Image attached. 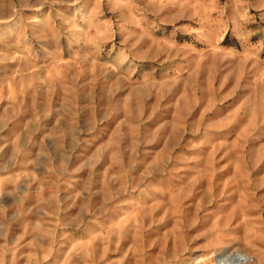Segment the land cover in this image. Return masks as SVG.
I'll return each mask as SVG.
<instances>
[{
  "label": "rangeland",
  "instance_id": "obj_1",
  "mask_svg": "<svg viewBox=\"0 0 264 264\" xmlns=\"http://www.w3.org/2000/svg\"><path fill=\"white\" fill-rule=\"evenodd\" d=\"M0 264H264V0H0Z\"/></svg>",
  "mask_w": 264,
  "mask_h": 264
},
{
  "label": "bare ground",
  "instance_id": "obj_2",
  "mask_svg": "<svg viewBox=\"0 0 264 264\" xmlns=\"http://www.w3.org/2000/svg\"><path fill=\"white\" fill-rule=\"evenodd\" d=\"M218 261H220V259Z\"/></svg>",
  "mask_w": 264,
  "mask_h": 264
}]
</instances>
